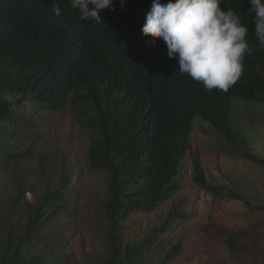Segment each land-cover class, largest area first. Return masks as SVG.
<instances>
[{
    "label": "trees",
    "instance_id": "trees-1",
    "mask_svg": "<svg viewBox=\"0 0 264 264\" xmlns=\"http://www.w3.org/2000/svg\"><path fill=\"white\" fill-rule=\"evenodd\" d=\"M58 2L59 16L52 11L53 0H0V151L5 157L0 159V180L8 178L19 157L31 156V148L10 150L17 147L14 137L35 126L41 111L69 105L75 122L92 132L89 167L107 179L99 199L108 221L105 253L94 257L93 264H168L182 252V244L166 245L159 237L171 229L178 209L144 237L125 235L126 220L133 213L155 211L181 190L180 170L188 152L197 185L251 206L240 193L210 185L200 154L192 148L191 120L201 116L234 152L264 166L232 118L235 101L264 103V48L255 37L251 4L221 2L222 9L234 10L248 27L254 53L245 57L244 74L234 86L209 92L180 74L162 39L150 45L152 38L142 34L153 0H125L124 7L114 0L115 11H100L101 23L81 20L69 0ZM175 97H183L184 105L173 114ZM44 168L41 163L44 192L25 197L27 190L34 191L28 187V168L24 179L15 182L11 204L5 208L0 199V264L68 263L69 235L50 227L61 222V214L74 215L61 201L72 189L71 178L64 169L51 185L54 178ZM250 234L256 235L245 228L230 232L226 244L236 250Z\"/></svg>",
    "mask_w": 264,
    "mask_h": 264
},
{
    "label": "rangeland",
    "instance_id": "rangeland-1",
    "mask_svg": "<svg viewBox=\"0 0 264 264\" xmlns=\"http://www.w3.org/2000/svg\"><path fill=\"white\" fill-rule=\"evenodd\" d=\"M40 114L35 126L14 137L12 145L17 144V147L10 150L18 153L31 148V156L19 157L13 162L8 178L0 180V199L3 198L7 208L16 190L15 182L21 176L24 179L29 169L32 176L28 178V187L34 191L27 190L25 197L33 199L35 192H44L41 163L46 174L54 178L51 185L56 184L58 174L65 169L71 178L72 189L61 201L74 211V215L61 214V222L53 223L50 228L69 235L67 264H93L94 257L105 253L108 221L99 205L100 197L105 194L106 175L92 170L88 164L91 131L75 122L69 105L60 111L43 110ZM232 118L236 128L250 141L252 151L264 159V103L235 101ZM203 121L201 117H195L194 122L198 124L191 140L193 151L200 154L210 185L224 192L240 193L251 206L242 199L214 196L197 185L192 177L189 153L180 173L182 189L151 213L131 214L126 220L125 235L136 238L150 234L153 227L160 225L173 211L176 202L182 200L187 216L176 218L171 229L159 237L166 240V245L182 244V252L168 264H264V209L257 208L264 205V166L234 152ZM2 158L5 157L0 151ZM71 219L75 221L72 225L68 221ZM63 223L71 226L63 227ZM2 226L1 223L0 244L3 241ZM242 228L252 229L256 235L241 238L240 248L231 250L225 240L230 232Z\"/></svg>",
    "mask_w": 264,
    "mask_h": 264
},
{
    "label": "clouds",
    "instance_id": "clouds-1",
    "mask_svg": "<svg viewBox=\"0 0 264 264\" xmlns=\"http://www.w3.org/2000/svg\"><path fill=\"white\" fill-rule=\"evenodd\" d=\"M69 2L73 9L79 11L81 20L91 19L96 23L103 22L100 11H115L114 0ZM221 2L222 0H167L162 3L161 0H153L141 29L145 37L152 38L150 45H155L158 39H162L169 58L178 61L180 74L203 84L209 92L213 89L227 92L234 86L244 74L245 57L254 53L247 40L248 27L241 22L240 16L234 10L222 9ZM249 3V14H254L255 37L260 47L264 48V0H249ZM120 4L124 7L125 0H120ZM52 11L57 16L61 15L58 0H53ZM180 105H184L183 97H175L173 114ZM163 107L157 110L159 117L164 114ZM195 117L191 120L190 140L194 127L198 124L194 122ZM189 153L191 152L187 155ZM176 203L174 209H178L176 211L180 214L179 217L184 218L182 200Z\"/></svg>",
    "mask_w": 264,
    "mask_h": 264
}]
</instances>
